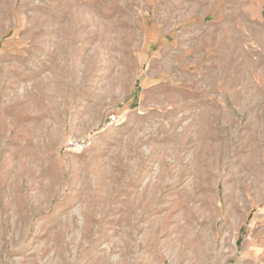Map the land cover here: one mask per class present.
Segmentation results:
<instances>
[{"label":"rangeland","instance_id":"rangeland-1","mask_svg":"<svg viewBox=\"0 0 264 264\" xmlns=\"http://www.w3.org/2000/svg\"><path fill=\"white\" fill-rule=\"evenodd\" d=\"M0 264H264V0H0Z\"/></svg>","mask_w":264,"mask_h":264},{"label":"built area","instance_id":"built-area-1","mask_svg":"<svg viewBox=\"0 0 264 264\" xmlns=\"http://www.w3.org/2000/svg\"><path fill=\"white\" fill-rule=\"evenodd\" d=\"M110 122H116V117L114 115L110 116ZM89 142L87 140L72 141L68 145V149L73 153H82L89 149Z\"/></svg>","mask_w":264,"mask_h":264},{"label":"crops","instance_id":"crops-1","mask_svg":"<svg viewBox=\"0 0 264 264\" xmlns=\"http://www.w3.org/2000/svg\"><path fill=\"white\" fill-rule=\"evenodd\" d=\"M259 250H260V245H259ZM260 257V256H259Z\"/></svg>","mask_w":264,"mask_h":264}]
</instances>
